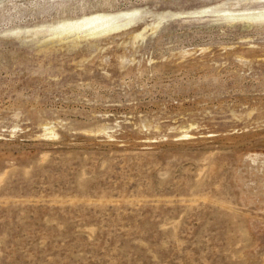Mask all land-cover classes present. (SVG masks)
Here are the masks:
<instances>
[{
	"label": "rangeland",
	"instance_id": "rangeland-1",
	"mask_svg": "<svg viewBox=\"0 0 264 264\" xmlns=\"http://www.w3.org/2000/svg\"><path fill=\"white\" fill-rule=\"evenodd\" d=\"M0 264H264V0H0Z\"/></svg>",
	"mask_w": 264,
	"mask_h": 264
},
{
	"label": "bare ground",
	"instance_id": "bare-ground-1",
	"mask_svg": "<svg viewBox=\"0 0 264 264\" xmlns=\"http://www.w3.org/2000/svg\"><path fill=\"white\" fill-rule=\"evenodd\" d=\"M133 14H122V15H102L95 16L89 19H85L82 24H79L76 30L83 29H97L102 26L111 25L124 20L126 17H131ZM111 29V28H110Z\"/></svg>",
	"mask_w": 264,
	"mask_h": 264
}]
</instances>
